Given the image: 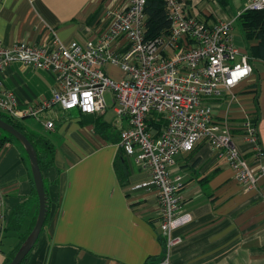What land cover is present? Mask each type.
Instances as JSON below:
<instances>
[{"label":"crops","instance_id":"obj_1","mask_svg":"<svg viewBox=\"0 0 264 264\" xmlns=\"http://www.w3.org/2000/svg\"><path fill=\"white\" fill-rule=\"evenodd\" d=\"M217 1L226 4V0ZM120 2L0 0V43L49 45L54 39L65 44L95 39L102 28L104 10ZM186 2L190 13L206 23L227 17H213L203 9L195 11L201 0ZM231 38L247 53L256 43L245 44L233 31ZM250 63L252 74L247 79L209 103L216 119L228 121L234 144L252 163L254 152L239 127L244 115H249L264 150V61L253 58ZM0 88L13 92L17 107L25 108L38 99L50 98L60 85L50 70L13 62L0 71ZM110 102L108 119L104 118L107 103L104 112L91 114L64 110L56 103L39 118L18 119L28 133L45 136L53 147L51 164L42 171L52 212L22 264H146L161 258L157 189L137 187L149 176L132 156L119 152L122 148L118 146L112 98ZM48 118L53 121L52 129L45 127ZM13 143H0V264L20 234L33 225L38 212L27 157ZM119 153L120 162L128 163L129 174L123 183L114 166ZM171 174L182 179L178 212L190 214L191 220L173 232L181 241L171 248L170 264H264V173L254 188H246L235 178L227 160L217 157L211 145L202 141L193 150L175 156ZM16 175H20L17 181ZM24 200L30 205V224L25 226L21 219L20 232L6 230L7 216L12 218L18 207L27 212L21 207ZM9 233L14 234L13 241L5 247L3 240Z\"/></svg>","mask_w":264,"mask_h":264},{"label":"built area","instance_id":"obj_2","mask_svg":"<svg viewBox=\"0 0 264 264\" xmlns=\"http://www.w3.org/2000/svg\"><path fill=\"white\" fill-rule=\"evenodd\" d=\"M145 1L121 0L116 7L106 8L95 39L67 44L54 39L49 45L0 43V71L21 62L52 71L60 85L50 98L38 99L25 108L17 107L13 92L0 88V112L15 120L39 118L57 103L64 110L102 113L105 93L110 91L118 146L149 176L137 187L157 189L163 253L146 264H170L171 248L181 241L173 232L191 220L190 214L178 212L182 179L171 174L175 156L205 141L217 157L227 160L240 183L254 188L264 173V150L259 146L255 122L244 115L239 128L254 152L253 162H247L231 138L232 127L226 119L214 117L209 103L232 92L252 74L248 53L232 41V20L209 24L190 13L186 0H162L170 20L168 32L147 38ZM263 8L264 0H247L242 11ZM106 64L118 67L121 76L114 79L107 75ZM238 65L250 71L229 84ZM87 92L92 93V100L84 105L82 94ZM157 121L164 122L159 130L150 125ZM45 127L53 128L50 118ZM2 197L0 189V221Z\"/></svg>","mask_w":264,"mask_h":264},{"label":"trees","instance_id":"obj_3","mask_svg":"<svg viewBox=\"0 0 264 264\" xmlns=\"http://www.w3.org/2000/svg\"><path fill=\"white\" fill-rule=\"evenodd\" d=\"M144 12L146 15V32L145 36L147 38L154 37L163 33H167L169 26H170V20L168 18V13L167 9L163 3L162 0H146L145 1V6H144ZM243 37L247 43L255 41L256 43L254 45H251L248 47V55L251 59L257 58L262 61H264V8L260 10H253V9H246L243 10L238 18ZM0 118L4 120L5 122L13 125L17 130L22 132L28 140L31 142L33 147L36 150L37 153V159H38V164L42 171L51 164V160L53 158V147L50 141L43 135L39 133H28L26 130V127L20 123V120H15L11 119L7 115L3 114L0 112ZM254 121V120H253ZM150 125L156 129L159 130L162 126H164V122L162 121H157V122H152ZM15 140L17 143H19L11 134L5 132L4 130L0 129V143H4L5 141H13ZM20 144V143H19ZM22 148V146H21ZM23 150V148H22ZM120 153H124L122 149H120ZM24 151V150H23ZM25 153V152H24ZM118 154L114 166L117 171V175L119 180L123 183L128 176V168L127 164L124 161L123 163L121 161V154ZM26 154V153H25ZM27 157V155H26ZM120 162V163H119ZM42 179H43V174H42ZM33 190L35 192V187L34 183L31 180ZM44 183V190L47 196V204H48V211L46 218L44 220L42 229L44 227V224L48 220V216L50 215V204L52 205V201L49 199L47 188L45 185V180L43 179ZM36 193V192H35ZM51 202V203H50ZM54 202V201H53ZM22 212L20 211V207L17 208L15 212L12 213V218L6 217L7 224H6V230H12L16 232L21 231L22 227ZM10 222V223H9ZM35 220L33 221L34 225ZM33 225L22 232L20 234V238L16 242L15 246L12 248L11 251L8 252L6 258L1 264H8L10 260L12 259L13 255L19 248L20 244L23 242V240L26 238L30 230L32 229ZM39 237V236H38ZM38 240V238H37ZM36 240V241H37ZM36 243V242H35ZM35 245V244H34ZM34 247V246H33ZM32 247V248H33ZM31 251V250H30ZM29 251V252H30ZM26 258V256H25ZM25 258L21 261L20 264H22L25 260Z\"/></svg>","mask_w":264,"mask_h":264},{"label":"water","instance_id":"obj_4","mask_svg":"<svg viewBox=\"0 0 264 264\" xmlns=\"http://www.w3.org/2000/svg\"><path fill=\"white\" fill-rule=\"evenodd\" d=\"M0 129L11 134L23 147L30 164L32 180L38 197V212L35 218L34 225L26 238L20 244L19 248L13 255L8 264H20L25 256L34 246L40 231L42 229L44 220L48 211L47 196L44 190V183L42 179L41 170L38 164L37 153L28 138L13 125L5 122L0 118Z\"/></svg>","mask_w":264,"mask_h":264},{"label":"rangeland","instance_id":"obj_5","mask_svg":"<svg viewBox=\"0 0 264 264\" xmlns=\"http://www.w3.org/2000/svg\"><path fill=\"white\" fill-rule=\"evenodd\" d=\"M246 2H247V0H226V4L224 6H222L220 4V2L217 0H201V2L197 6H194L195 7L194 10L198 11V10L203 9L204 11L210 12L213 17H218V18H224L227 16L226 18H224V20H233V29H232L233 34L241 35V37L243 38V40L246 44V41L243 37V33H242L243 31L241 29L239 20L236 19L238 12L242 10V8ZM105 69L107 71V74H109V76L111 78L117 79L121 76V71L116 66L107 65V66H105ZM111 98H112V93H110V91H107L105 93V100L107 103V114L104 116L105 119H108L111 116V109H110V106H111L110 99ZM13 142H14L13 143L14 147L21 150V145L19 143H17L15 140H13ZM23 152H25V151H23ZM1 160H2V158H1ZM27 162L29 164L28 157H27ZM29 170H30V164H29ZM30 172H31V170H30ZM31 176H32V174H31ZM19 178H20V175L15 176L16 181L19 180ZM36 197H37V194H36ZM37 200H38V197H37ZM22 203L23 204H21V207L22 208L25 207V209L27 210L26 213L23 212L22 220L24 221V225L28 226L30 224V220H31V214L28 213V211H29L28 209L30 208V205L28 204V202L26 200H24ZM13 236H14L13 233H9L5 236V238L3 240L5 247L7 246V244L9 242L13 241Z\"/></svg>","mask_w":264,"mask_h":264},{"label":"clouds","instance_id":"obj_6","mask_svg":"<svg viewBox=\"0 0 264 264\" xmlns=\"http://www.w3.org/2000/svg\"><path fill=\"white\" fill-rule=\"evenodd\" d=\"M250 71L249 68L247 67H244V68H241L239 65L237 66V70L233 72V78L231 80L228 81L229 84H232L235 82V80L240 77V76H244V75H247L248 72ZM83 97H84V100H83V104L84 105H89L91 103V100H92V93L91 92H87V93H83L82 94ZM76 98L73 97V100H75ZM87 110H90V109H87Z\"/></svg>","mask_w":264,"mask_h":264}]
</instances>
